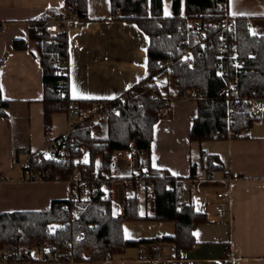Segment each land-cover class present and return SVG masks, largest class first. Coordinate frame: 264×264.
Listing matches in <instances>:
<instances>
[{
	"label": "trees",
	"instance_id": "trees-1",
	"mask_svg": "<svg viewBox=\"0 0 264 264\" xmlns=\"http://www.w3.org/2000/svg\"><path fill=\"white\" fill-rule=\"evenodd\" d=\"M87 1L66 0L64 11L55 13L77 14L78 20H88ZM110 2L113 20L134 23L148 36V75L128 90L127 102L109 100L119 110L104 122L105 137L100 134L104 123L83 122L72 134L79 143L68 159L55 154L40 160L29 159L24 172L40 174L47 181H69L77 168L84 184L96 189L87 199L55 200L48 210L2 214L0 258L8 263L50 264L46 256L56 250L76 262H97L108 252L112 257L119 256L144 244L171 243L178 255L194 246V230L210 222L207 214L182 202L181 177L151 165L154 127L169 106L163 95L168 85H160L158 79L170 76L177 97L186 91L198 95L191 141L248 138L249 131L259 121L252 112L254 102L264 99V34H252L250 18L246 16L234 17L233 31L226 28L225 12L218 5L228 0H172L171 16H165L163 0ZM46 16L30 23L29 35L39 46L44 125L49 135L54 113L67 111L72 102L89 109L99 100H75L70 96L69 37L66 29L47 32ZM27 49L26 40L14 41V50ZM186 56L192 58V64ZM4 61L0 60V71ZM8 107L0 82V116L7 114ZM133 145L137 155H144L143 174L110 177L109 181L126 184L134 191V195L125 199L124 218H118L113 214L111 197L105 195L100 185L111 172L114 152L130 150ZM83 147L89 150L87 162L81 159ZM207 163L209 172L222 168L216 156H208ZM195 176L193 166L191 177ZM141 190L152 205V213L145 217L139 212L137 193ZM141 220L173 222L175 232L154 238L127 239L124 223ZM34 249L41 255L33 256ZM87 255L91 258L87 259Z\"/></svg>",
	"mask_w": 264,
	"mask_h": 264
},
{
	"label": "crops",
	"instance_id": "crops-1",
	"mask_svg": "<svg viewBox=\"0 0 264 264\" xmlns=\"http://www.w3.org/2000/svg\"><path fill=\"white\" fill-rule=\"evenodd\" d=\"M65 3L66 0H0V60H5L0 82L2 96L9 101L7 114L0 116V216L48 210L53 201L69 199L72 193L68 181L25 180L20 164L27 158L26 150L41 151L48 139L67 130L63 111L54 113L51 132L45 133L39 46L29 35L33 20L63 12ZM227 4L231 17H249L250 32L264 34V0H228ZM87 15L88 20L77 19L66 27L70 96L75 100L118 99L147 77L149 38L136 24L113 20L110 0H88ZM19 39L28 42L27 50H14V41ZM166 77L170 76L158 79V83L168 85L163 95L169 106L154 127L151 165L181 177L185 203L206 213L210 222L194 230L196 243L179 255L174 244L159 242L129 248L110 260L105 257L74 264H149L157 250L162 257L153 264H264V111L248 138L191 141L198 103L177 97L173 80L164 81ZM255 104L264 108V99ZM101 131L105 137L107 127ZM81 153V159L87 161L89 150L83 147ZM208 156H216L222 168L207 171ZM143 157L136 155L134 168L141 165ZM119 184L124 190L122 197L121 187L114 193V183L104 192L111 197L114 216L124 218L125 199L134 191ZM227 188L231 189V198L219 199L217 193ZM212 191H216V199ZM137 194L140 215L151 214L152 205L145 192ZM217 207L224 212L218 213ZM125 223L135 229L136 236L131 239L175 232L173 222Z\"/></svg>",
	"mask_w": 264,
	"mask_h": 264
},
{
	"label": "built area",
	"instance_id": "built-area-1",
	"mask_svg": "<svg viewBox=\"0 0 264 264\" xmlns=\"http://www.w3.org/2000/svg\"><path fill=\"white\" fill-rule=\"evenodd\" d=\"M227 2L223 4H219L218 7L225 12L224 18V26L228 28L230 31H233L234 28V19L228 13ZM77 14H63V13H53L46 16V25L45 29L50 33H59L66 29V27L74 20H77ZM189 64L193 63L192 58H185ZM57 65V63H55ZM63 81H60L62 84ZM224 94L227 91H223ZM121 102L125 103L129 100L128 93L123 94L118 98ZM182 100H198V95H196L193 91H186L184 94L180 96ZM114 100V99H112ZM119 110V106L111 103L109 99H101L98 102L94 103L89 109H82L76 103L72 102L70 108L66 111L67 115V130L61 136H58L53 139H48L43 150L38 152H31L30 150H26L27 158L22 161L20 164L22 169L25 170L29 165V159L32 157H36V159L40 160L44 157H49L52 154L57 155L60 159H68L70 157L71 151H73L78 146V139L73 137V132L77 129L78 125L83 122H88L89 124H97L104 123L107 120V117L112 112H117ZM264 108L262 106H258L254 102L253 107V116L257 119L262 118V113ZM135 149L130 150H118L115 151L112 158V169L109 174L105 175V179L101 182V190H105L108 187L110 177H118V176H130L135 175L136 177H140L144 169L141 165H136L134 167L135 160ZM24 179L31 180H42V176L40 174H32L29 171L24 172ZM72 193L69 199H87L90 196V192L95 190V186H89L88 184H84L81 180V175L79 170L76 168L72 177L68 181ZM190 191H194V188H191ZM217 197L223 200H229L231 198V189L227 188L224 191L218 192ZM182 202H185L184 194L182 195ZM218 213L222 214L224 209L222 207H217ZM162 254L160 251H156L152 254V260L149 264H153L154 260L160 259ZM87 259L91 258V255L86 256ZM107 259H112V255L110 252L106 253ZM1 259V258H0ZM46 259L50 264H74L76 261L70 257L60 253L56 250L54 253H48ZM7 264H18V263H8L5 260L1 259Z\"/></svg>",
	"mask_w": 264,
	"mask_h": 264
},
{
	"label": "rangeland",
	"instance_id": "rangeland-1",
	"mask_svg": "<svg viewBox=\"0 0 264 264\" xmlns=\"http://www.w3.org/2000/svg\"><path fill=\"white\" fill-rule=\"evenodd\" d=\"M163 4H164V13H165V16H171L172 14H173V9H172V0H163ZM233 18V17H232ZM234 19V18H233ZM168 78H169V81H168ZM168 81L169 83H171V78L170 77H166L165 78V80L164 81ZM174 83V82H173ZM174 86V85H173ZM103 126V128H105V126H106V124L104 123V124H102ZM104 131V130H103ZM103 131H101V135L103 136L105 133H103ZM131 149H135L136 150V146L135 145H133V147L131 148ZM137 152V150L135 151V153ZM135 155H137V154H135ZM136 157V156H135ZM133 169H134V167H133ZM110 184V183H109ZM121 187V189H122V186H121V184H119V183H114V185H113V189H114V193H116L117 192V188H120ZM124 190L122 189V193H121V197H122V195H123V192ZM212 192H214V198L216 199V191H212ZM211 192V193H212ZM212 199H213V197H211ZM126 225H128V226H126ZM131 225V224H130ZM145 227V226H144ZM125 228H126V231H125V237L127 238V239H131V238H134V236H136V235H134V234H136V233H134L135 232V229L134 228H132V226H129V223H125ZM41 255V252L39 251V250H37V249H34L33 250V256H35V257H37V256H40ZM0 264H7V263H5L4 261H2L1 259H0Z\"/></svg>",
	"mask_w": 264,
	"mask_h": 264
},
{
	"label": "snow or ice",
	"instance_id": "snow-or-ice-1",
	"mask_svg": "<svg viewBox=\"0 0 264 264\" xmlns=\"http://www.w3.org/2000/svg\"><path fill=\"white\" fill-rule=\"evenodd\" d=\"M85 162H87V161H85Z\"/></svg>",
	"mask_w": 264,
	"mask_h": 264
}]
</instances>
